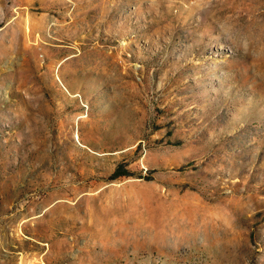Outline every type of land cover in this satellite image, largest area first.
<instances>
[{"label": "rangeland", "instance_id": "obj_1", "mask_svg": "<svg viewBox=\"0 0 264 264\" xmlns=\"http://www.w3.org/2000/svg\"><path fill=\"white\" fill-rule=\"evenodd\" d=\"M0 264H264V0H0Z\"/></svg>", "mask_w": 264, "mask_h": 264}, {"label": "trees", "instance_id": "obj_2", "mask_svg": "<svg viewBox=\"0 0 264 264\" xmlns=\"http://www.w3.org/2000/svg\"><path fill=\"white\" fill-rule=\"evenodd\" d=\"M126 174H127V172L125 170H123L121 167H118L114 171L112 178H117L119 176L126 175Z\"/></svg>", "mask_w": 264, "mask_h": 264}]
</instances>
